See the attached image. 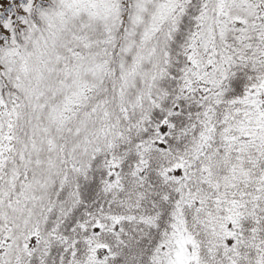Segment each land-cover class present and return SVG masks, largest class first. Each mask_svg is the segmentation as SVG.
<instances>
[{"label": "snow or ice", "instance_id": "6c2138e0", "mask_svg": "<svg viewBox=\"0 0 264 264\" xmlns=\"http://www.w3.org/2000/svg\"><path fill=\"white\" fill-rule=\"evenodd\" d=\"M0 264H264V0H0Z\"/></svg>", "mask_w": 264, "mask_h": 264}]
</instances>
